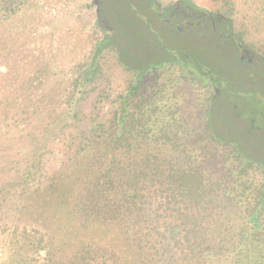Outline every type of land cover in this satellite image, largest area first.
I'll return each mask as SVG.
<instances>
[{
  "label": "trees",
  "instance_id": "16d2710c",
  "mask_svg": "<svg viewBox=\"0 0 264 264\" xmlns=\"http://www.w3.org/2000/svg\"><path fill=\"white\" fill-rule=\"evenodd\" d=\"M26 1L0 0L1 31ZM222 1L235 9L236 0ZM259 1L249 3L253 25L264 15ZM114 49L132 74L114 112L101 113L107 100H66L70 120L56 128L54 110L31 136L33 150L0 153L10 166L0 180V264H264V161L227 138L214 100L195 116L187 109L194 100H175L173 78L159 82L173 56L137 67L128 47L103 36L81 87ZM48 144L61 153L57 168H49Z\"/></svg>",
  "mask_w": 264,
  "mask_h": 264
},
{
  "label": "rangeland",
  "instance_id": "374dc122",
  "mask_svg": "<svg viewBox=\"0 0 264 264\" xmlns=\"http://www.w3.org/2000/svg\"><path fill=\"white\" fill-rule=\"evenodd\" d=\"M175 1L156 0V3L167 6ZM189 1L207 13L231 19L235 38L256 56V66L247 69L240 65L241 50L237 49L238 39L233 36L221 38L212 30L203 36L158 30L147 20V14L151 21L157 17L155 2L99 0L104 20L99 22L93 0H27L20 12L2 24V30H6H0V153L16 156L20 150H33L37 145L31 144V136L42 134L54 110L58 117L56 128L70 120L61 111L67 107L66 100H76L79 104L107 100L105 106L100 105L104 115L121 105L132 74L115 63V49L107 53L101 73L80 86L81 72L90 62L95 42L110 36L119 47H128L125 52L128 62L137 67L163 64L173 56L175 66L168 70L161 68L159 82L173 78L177 84L175 100H194V104L188 102L187 109L195 116L199 115L198 108L210 109L208 102L213 101L214 95L210 83L198 77L219 83L224 93L221 92V100L214 102L216 112L221 107L225 110L219 111V116L226 121L223 122L227 138L237 142L239 150L254 161H264V15L260 16L258 25L250 22L249 14L255 9H249L252 0H236L235 9L225 6L222 0ZM261 1L264 3L260 0L258 4ZM228 39L229 43L225 44ZM152 82L149 76L147 83L151 86ZM104 84L110 87L107 90L110 94L100 97L97 92H101ZM152 92L150 87L143 95L150 96ZM167 93L170 95L172 91ZM197 100H204L205 107H198ZM5 125L11 128L7 136H3ZM242 135L246 138H241ZM60 156V152L49 146L46 156L49 168L60 165ZM9 167L0 164V180Z\"/></svg>",
  "mask_w": 264,
  "mask_h": 264
},
{
  "label": "flooded vegetation",
  "instance_id": "af4514ba",
  "mask_svg": "<svg viewBox=\"0 0 264 264\" xmlns=\"http://www.w3.org/2000/svg\"><path fill=\"white\" fill-rule=\"evenodd\" d=\"M144 1V0H143ZM150 4H153L155 2L154 7L157 8V17L154 19L157 23L155 24V21H151L150 17L147 14V20L150 21V23H154L156 28L159 30H162L164 32H176L177 34H183L185 32H188L189 35H195V36H203L205 35V32L207 31H214L217 33L219 37L227 36V37H234L235 40V34L232 31V20L226 17H221L218 14L214 13H207L203 9L198 8L197 5L189 0H176L173 4L164 6L159 5L156 3V0H148ZM94 6H95V12L96 19L99 22H103L102 15H101V3L98 1L97 3L95 0H93ZM163 22V23H161ZM161 23V25L159 24ZM172 24H175V26L172 28ZM227 24V25H226ZM165 28H163V27ZM174 28L176 31H173ZM187 34V33H185ZM229 43V39L225 44ZM237 49L241 50V56L240 61L242 66H246L245 68L251 69L256 66V56L252 53V51L245 47V45L241 42V40H237ZM246 61V63H244ZM264 61V59H263ZM262 67L264 68V62H262ZM264 74V72H263ZM198 76V75H197ZM200 81L203 82H209L211 88L214 91V95L212 97L213 100H221V92L224 90L221 89V85L217 83L213 79H207V78H199ZM254 121L253 119L251 121V128L252 131L255 129L254 127ZM257 130V128H256ZM241 138H246L242 135ZM243 140V139H242Z\"/></svg>",
  "mask_w": 264,
  "mask_h": 264
},
{
  "label": "water",
  "instance_id": "95a60500",
  "mask_svg": "<svg viewBox=\"0 0 264 264\" xmlns=\"http://www.w3.org/2000/svg\"><path fill=\"white\" fill-rule=\"evenodd\" d=\"M99 0H95V2L97 3ZM219 16H221V17H225V16H223V15H221V14H218Z\"/></svg>",
  "mask_w": 264,
  "mask_h": 264
}]
</instances>
